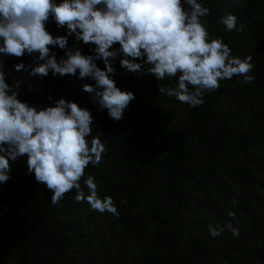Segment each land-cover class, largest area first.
<instances>
[{"label": "trees", "instance_id": "obj_1", "mask_svg": "<svg viewBox=\"0 0 264 264\" xmlns=\"http://www.w3.org/2000/svg\"><path fill=\"white\" fill-rule=\"evenodd\" d=\"M201 3L210 9L203 19L212 38H222L233 56L251 55L255 79L222 81L197 107L160 94L155 76L129 72L117 57L116 84L135 99L114 121L83 90L94 81L51 71L32 76L14 66L34 65V56L6 59V78L20 82L21 99L43 107L63 97L91 110L92 136L107 150L86 172L119 215L76 202L75 190L53 205L25 156L0 183V264H264V0ZM229 13L237 17L231 31L222 23ZM47 28L66 34L54 20ZM69 46L85 54L93 47L74 35ZM52 51L57 60L64 54ZM229 222L238 237L227 229L210 236V224Z\"/></svg>", "mask_w": 264, "mask_h": 264}, {"label": "clouds", "instance_id": "obj_2", "mask_svg": "<svg viewBox=\"0 0 264 264\" xmlns=\"http://www.w3.org/2000/svg\"><path fill=\"white\" fill-rule=\"evenodd\" d=\"M209 13L201 0H0V183L10 179L12 165L26 156L28 174L52 192L53 205L75 190L76 202L118 216L113 198L101 196L95 178L86 172L107 150L92 136L91 110L63 97L49 96L53 103L43 107L21 99L20 82H8L5 61L34 56V65L20 62L15 69L94 81L83 84V90L93 93V101L114 121L123 118L135 99L134 92L116 84L117 57L127 71L155 76L160 94L197 107L222 81L238 76L251 84L255 79L251 55L233 56L222 38H212L203 19ZM50 20L66 34L53 35L47 28ZM222 23L231 31L237 17L229 13ZM73 35L93 46L91 54L69 46ZM57 46L64 50L59 60L52 51ZM226 214L236 217L231 209ZM226 229L240 235L230 222L208 226L212 237Z\"/></svg>", "mask_w": 264, "mask_h": 264}]
</instances>
